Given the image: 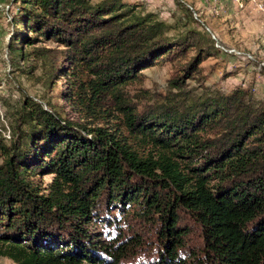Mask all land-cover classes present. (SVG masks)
<instances>
[{
	"label": "trees",
	"instance_id": "trees-1",
	"mask_svg": "<svg viewBox=\"0 0 264 264\" xmlns=\"http://www.w3.org/2000/svg\"><path fill=\"white\" fill-rule=\"evenodd\" d=\"M14 1L11 61L41 67L57 98H25L9 142L0 138V257L192 264L179 253L184 210L201 230L207 264H264V105H252L246 89L200 96L186 88L215 46L191 31L169 34L121 0ZM41 38L58 48L36 46ZM167 62L171 91L135 106L125 90ZM59 78L65 91H56ZM41 174L51 181L42 185ZM121 216L155 219L163 247L154 261L133 256ZM91 223L121 236L107 241Z\"/></svg>",
	"mask_w": 264,
	"mask_h": 264
},
{
	"label": "rangeland",
	"instance_id": "rangeland-1",
	"mask_svg": "<svg viewBox=\"0 0 264 264\" xmlns=\"http://www.w3.org/2000/svg\"><path fill=\"white\" fill-rule=\"evenodd\" d=\"M121 1L136 7L141 15L152 13L158 20L164 21L171 26L169 34L191 31L215 46L212 55L204 57L200 62V73L195 74L193 79H186L189 93L200 96L208 93L224 94L241 88L246 89L251 96L252 105H264V0H178L180 4L177 0ZM19 4L14 0H0V138L7 143L12 136L15 111L24 99L40 101L42 97L49 99L54 96L53 91L47 88L46 75L41 67L28 71L21 63L15 65L8 54V41L12 35L11 21L18 12ZM184 7L192 11L191 18L185 15ZM40 40L36 46H59L46 38ZM193 55L195 47L189 52V56ZM142 74L140 82L129 85L125 90L130 100L140 108L171 91L169 79L174 72L173 66L167 62L153 64L143 69ZM66 84V78H59L56 91H65ZM58 101L63 104L64 112L70 118L76 117L63 98ZM2 160L0 153V164ZM51 177L50 174H41L42 185L48 184ZM121 218L124 219L121 231L123 237L133 241V256L154 261L158 250L163 247L160 227L155 219L146 220L134 216ZM180 218L189 227V233L184 237V247L179 249L180 256L188 261L193 257L192 264H207L201 230L184 210H181ZM98 227L92 223L86 226L93 231H97ZM100 228L107 241L121 236L117 229H109L107 234L108 231ZM0 264L16 263L0 257Z\"/></svg>",
	"mask_w": 264,
	"mask_h": 264
}]
</instances>
